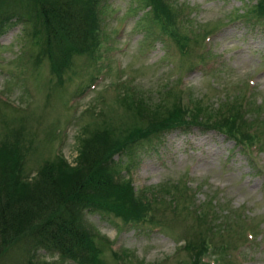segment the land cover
I'll return each instance as SVG.
<instances>
[{
    "label": "rangeland",
    "instance_id": "374dc122",
    "mask_svg": "<svg viewBox=\"0 0 264 264\" xmlns=\"http://www.w3.org/2000/svg\"><path fill=\"white\" fill-rule=\"evenodd\" d=\"M254 1L172 0L189 9V22L180 29L188 48L187 55H182L159 34L144 41L147 29H157L142 17L145 6H138L136 0H104L100 15L104 39L97 58L73 56L71 65L60 75L51 71L43 56H36L38 50L28 35L31 25L9 18L0 23V127L7 125L23 132L21 136L28 145L19 150H26L25 155L21 154V165L28 177L36 174L42 159L54 157L55 152L73 166L79 139L86 136V129L99 126L103 120L117 127L129 126L133 115L114 96L123 92L127 81L138 88L152 89L155 100L162 102L165 95L172 102L174 92L157 94L159 83L170 85L177 79L191 96L201 97L213 107L235 101L239 105L237 116L252 121L254 134L264 136V24L234 19ZM4 8L5 2L1 1L0 10ZM197 37L199 41L194 40ZM200 53L206 55L201 64L187 68L188 62L195 63ZM113 88L118 91L115 93ZM143 133L145 137L128 147L126 153L111 156V161L120 163L117 169L121 177L130 176L136 193L158 183H177L193 193L192 203L176 204L175 210L166 206V220H160L165 230L147 224H125L104 213H86V219L108 238L118 261H188V253L181 246L185 241L196 243L201 235L199 230L198 237L191 233L200 227L191 209L209 200L230 212L245 214L262 227L254 241L231 239L228 255L220 257V261L209 259L218 253L205 257L209 264H264V145L260 149L251 146L250 157L233 138L215 130L172 128L157 137ZM158 214L157 211L156 219ZM21 246L20 242L14 245L2 264L22 263ZM234 246L238 247L232 250ZM33 252L38 255L33 262L48 263L56 258L55 252L45 249ZM104 261L114 264L108 250Z\"/></svg>",
    "mask_w": 264,
    "mask_h": 264
},
{
    "label": "trees",
    "instance_id": "16d2710c",
    "mask_svg": "<svg viewBox=\"0 0 264 264\" xmlns=\"http://www.w3.org/2000/svg\"><path fill=\"white\" fill-rule=\"evenodd\" d=\"M1 1L5 2L6 8L0 10V23L9 18L21 25H31L28 35L38 50L36 56L38 59L43 56L57 75L71 65L73 56L94 55V60L97 58L95 55L104 39L103 28H100L104 0ZM171 1L136 0L138 6L147 8L142 17L157 28L147 29L144 41H151L159 34L163 40L169 39L182 55H187V39L180 29L189 22V9ZM234 19L264 24V0H255ZM194 40L199 41V38ZM197 57L195 63L188 62L187 68L201 64L206 55L200 53ZM159 85L157 94L174 92L172 102L167 101L166 95L163 102L155 100L152 89L138 88L127 81L123 92L114 96L133 115V122L117 127L103 120L99 126L86 129V136L79 139L73 166L55 152L54 157L42 159L36 174L28 177L21 165V154L25 155L26 150H19L28 145L21 136L23 132L7 125L0 127V264L18 242L23 245L20 264H66L67 261L106 264V250L114 264H121L108 238L86 219V213H104L125 224H147L165 230L160 224V220H166L164 208L175 210L176 204H191L193 193L178 187L177 183H158L139 189L137 194L135 189L132 190L130 176L121 177L117 169L120 163L111 161V156L126 153L141 141L145 137L143 131L157 137L172 128L215 130L233 138L247 155L251 146L260 149L264 145V136L254 134L252 121L237 116L239 105L235 101L220 102L213 107L211 103H204L201 97L191 96L179 79L170 85ZM114 90L115 93L118 91ZM223 209L227 212L223 213ZM191 210L195 211L200 223L199 229L195 227L191 233L198 237L199 230L201 235L196 243L185 241L182 244L181 248L187 251L189 258L179 264H209L205 257L216 253L219 255L209 259L220 261V257L228 255L231 239L246 243L254 241L261 232V223H252L245 214L230 212L229 208L215 206L209 200ZM37 248L55 252L56 258L48 263L33 262V258L38 257L33 252Z\"/></svg>",
    "mask_w": 264,
    "mask_h": 264
}]
</instances>
